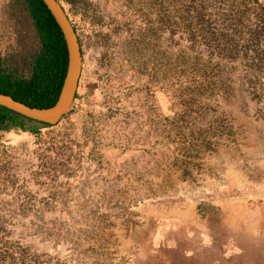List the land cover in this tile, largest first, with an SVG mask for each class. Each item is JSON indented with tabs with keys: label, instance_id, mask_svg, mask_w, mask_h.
Wrapping results in <instances>:
<instances>
[{
	"label": "rangeland",
	"instance_id": "374dc122",
	"mask_svg": "<svg viewBox=\"0 0 264 264\" xmlns=\"http://www.w3.org/2000/svg\"><path fill=\"white\" fill-rule=\"evenodd\" d=\"M6 1L0 50L30 34ZM61 2L76 97L0 130V264H264V174L233 161L264 160V0Z\"/></svg>",
	"mask_w": 264,
	"mask_h": 264
},
{
	"label": "trees",
	"instance_id": "16d2710c",
	"mask_svg": "<svg viewBox=\"0 0 264 264\" xmlns=\"http://www.w3.org/2000/svg\"><path fill=\"white\" fill-rule=\"evenodd\" d=\"M63 1L72 3L74 0ZM6 4L12 14L22 17L28 24L30 34L20 30L15 43L0 50V91L30 105L49 106L57 98L66 71L68 54L62 31L43 0H7ZM188 9L191 10L190 7ZM195 14L201 19L204 17L198 7ZM190 25L188 24L189 29ZM73 26L76 29L74 24ZM214 34L216 33L211 30L213 51L221 55L236 56L237 37L227 36L223 30ZM257 38L255 33L249 37L255 41ZM255 54L259 60H263L264 49ZM28 122L51 125L0 105V130L20 127L32 131Z\"/></svg>",
	"mask_w": 264,
	"mask_h": 264
},
{
	"label": "water",
	"instance_id": "95a60500",
	"mask_svg": "<svg viewBox=\"0 0 264 264\" xmlns=\"http://www.w3.org/2000/svg\"><path fill=\"white\" fill-rule=\"evenodd\" d=\"M58 23L67 47L66 71L56 100L49 106L30 105L0 91V105L34 120L54 124L67 114L76 96L82 70V51L76 29L59 0H43Z\"/></svg>",
	"mask_w": 264,
	"mask_h": 264
},
{
	"label": "crops",
	"instance_id": "0c3cea01",
	"mask_svg": "<svg viewBox=\"0 0 264 264\" xmlns=\"http://www.w3.org/2000/svg\"><path fill=\"white\" fill-rule=\"evenodd\" d=\"M221 151H222L221 154H226V153H224V151H225L224 149L221 148ZM233 161H235V164L234 165L238 164V166H239V168H235L234 171L239 172L240 175H247L246 170H249L247 168V165L248 166H252L250 168L249 173L251 172V173H256V174H264V160H261L260 161L261 162L260 164L259 163H256V162H253V163L250 162V163H248V159H245L244 160L243 157H239L237 159H234ZM258 165H260V166L259 167H256ZM242 173H244V174H242ZM247 177H248V175H247ZM252 178H250L251 180H249V181H247V179H245L243 181L246 182V184H248V183L249 184H252V183L256 184L259 181L258 179L254 180ZM258 184H260V183H258Z\"/></svg>",
	"mask_w": 264,
	"mask_h": 264
}]
</instances>
